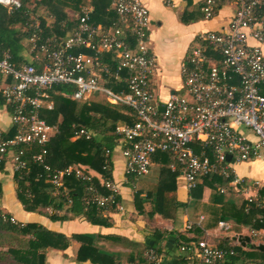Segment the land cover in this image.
I'll use <instances>...</instances> for the list:
<instances>
[{
    "label": "built area",
    "instance_id": "built-area-1",
    "mask_svg": "<svg viewBox=\"0 0 264 264\" xmlns=\"http://www.w3.org/2000/svg\"><path fill=\"white\" fill-rule=\"evenodd\" d=\"M225 1L237 6L228 26L219 32L197 34L195 45L181 64L185 96L172 94L163 104L155 101L151 89L157 62L150 48L149 11L139 0H110L117 16L111 28L93 26V5H82L78 27L71 36L51 50L41 45L47 61L40 72L30 65L17 68L8 53L0 55V94L10 110L14 132L7 140L0 136V164L6 156L13 176L28 173L25 151L34 146L39 150L31 159L44 164L46 146L57 127L41 118L40 112L53 108L51 92L55 87L71 85L74 92L70 98L76 102L102 96L103 102L124 106L135 114L133 125L116 130L128 143L122 149L126 177L147 175L152 157L162 152L171 157L170 169L184 178L189 191L208 175L234 184L232 165L257 157L264 148V0H204V19L211 20ZM0 6L11 11L20 8V3L0 0ZM30 41L35 49V37ZM103 54L112 55L114 69L101 60ZM110 79L117 83L118 90L108 85ZM241 129L249 131L251 137ZM82 137L88 140L91 133L78 129L72 140ZM18 146L24 148L12 151ZM44 168L49 172L45 178L54 188L53 196L61 195L67 205L71 199L64 179L74 176L87 183L88 194L83 199L86 207L95 205L103 213L122 209L121 187L112 178L99 174L98 182L106 191L102 194L92 184L95 177L87 167L70 166L54 172L46 165ZM247 201L253 203L251 197ZM47 212L59 211L49 207ZM202 221L200 217L196 223L189 222L185 231L200 227ZM218 228L228 232L231 226L221 221ZM261 234L264 232H251L255 237ZM179 251L193 264H221L227 254H233L206 239L181 245ZM158 261V254L150 249L145 264Z\"/></svg>",
    "mask_w": 264,
    "mask_h": 264
},
{
    "label": "crops",
    "instance_id": "crops-1",
    "mask_svg": "<svg viewBox=\"0 0 264 264\" xmlns=\"http://www.w3.org/2000/svg\"><path fill=\"white\" fill-rule=\"evenodd\" d=\"M58 1L62 4L59 6V10L70 29L75 23L74 20L82 3L87 2L92 5V0ZM139 1L149 11L150 48L157 62L151 89L155 101L163 104L170 95L184 92L181 64L189 49L195 45L197 34L207 31L219 32L226 28L235 14L237 6L232 2H222L219 4L215 16L211 20H205L201 12L204 0ZM42 18L48 24L51 23L47 13ZM62 25L64 26V22ZM24 57L30 60L27 52L24 53ZM92 101L101 102L96 97ZM124 125L128 124L120 126ZM10 131H12L11 113L8 107L0 106V136L1 133L8 134ZM240 131L250 136L249 131L245 129ZM253 140H255L254 136ZM123 148L124 145L119 143L111 153L112 179L121 187L119 201L122 209L103 213V217L106 218L105 225H94L83 217H72V215H68L67 220H60L64 211H59L57 214L47 212L48 215L57 216L59 220L26 212L17 199L16 185L10 165L5 164L3 171L0 172V210L9 215L10 219H13L17 224H35L49 232L61 234L69 240V246L65 250L47 248L40 252L39 255H43L42 264H99L78 261L79 250L83 242H86L78 239L77 236H88L90 240L87 242L89 244H86L90 249L113 258L112 261L100 260V264H110V262L112 264H145L146 253L155 242H158L156 248L159 250L157 264H182L183 254L178 249V240L191 236L185 231V225L189 222L196 223L200 217H203L199 227L203 233V239L213 246L225 243L252 252L256 249H252L251 245H264V235L252 236L250 228L238 225L233 217L222 221L231 226L228 232L219 230L218 223L221 221L217 222V218L227 210L234 215L235 207L239 208L249 197L253 199L254 203L259 202L261 210L264 212V148L259 151L257 157L232 165L236 181L234 184L229 182L226 186L221 187L218 183L209 181V184L203 186V182L200 180L199 184L203 186L200 191H194L196 188L189 191L186 188L184 178L170 169L172 163L170 156L165 161L156 155L153 156L149 173L139 179L126 177L124 173L125 159L122 156ZM164 168L170 170L172 181L165 176ZM92 173L95 179H100L99 173L95 171ZM163 176L166 177L165 188L169 189L168 196L175 197L178 202L184 205V208L177 211L175 222L164 220L155 212V193L161 186ZM220 190H224V193H221ZM192 201H194L193 206L190 204ZM261 217L262 215L259 214L256 218ZM257 232L263 233L264 230ZM244 237L251 240L250 243L244 242L245 246L239 241ZM19 238L26 242L30 239V237L22 236ZM27 248L20 249L22 250L21 263L9 259L6 262H0V264H29V260L33 262L34 258L30 252L26 251Z\"/></svg>",
    "mask_w": 264,
    "mask_h": 264
},
{
    "label": "trees",
    "instance_id": "trees-1",
    "mask_svg": "<svg viewBox=\"0 0 264 264\" xmlns=\"http://www.w3.org/2000/svg\"><path fill=\"white\" fill-rule=\"evenodd\" d=\"M18 1L20 8L11 11H7V9L0 6V55L8 53L17 68L30 65L37 72H40L43 64L47 61L41 52V45H46L51 50L71 36L78 27L80 9L74 20L75 23L72 24L73 27L71 25L72 28L70 29L59 10V6L62 4L58 0ZM82 5H89V3L85 2ZM92 5L93 12L90 22L93 26L102 25V27L111 28L116 24L117 16L110 8V0H92ZM46 13L51 19L50 24L42 18ZM63 22L64 26L62 25ZM33 37H35V49H32L33 43L30 41ZM25 42H27V45H25ZM26 52L30 60L24 57ZM82 52L90 54L88 50H82ZM101 60L111 68H115L111 54H103ZM108 82L112 89L118 90L117 83L113 79ZM73 92L74 87L71 85H60L52 90L53 108L51 110L43 109L40 116L49 125L56 126L57 133L51 137L46 146L47 154L44 164H38L31 159L32 155L38 153V146H34L32 150L25 148L27 149L25 152L29 171L28 173H16L13 176L16 185V196L23 209L28 213H37L48 216L52 220H59L57 216L47 214V208L52 207L57 211H64V215L60 220H67L68 215H72V217H83L94 225H105L106 218L103 217V212L95 205L86 207L84 204L83 199L88 194L86 182L77 180L74 176L64 179V186L68 190L71 199V204L67 205V200L61 195L53 196L54 188L46 181L45 176L49 172L45 170L44 165L49 167L50 172L70 166H85L104 177L112 178L111 153L119 143L124 146L128 145L126 141H123L122 136L117 134L116 130L123 124L133 125L137 119L135 114L124 106H113L102 101L76 102L70 98ZM261 92L264 95V86L261 87ZM0 106H6L1 94ZM81 128L90 132L91 138L86 140L82 137L72 140L74 132ZM13 135V131L8 134L1 133V140L12 138ZM19 148L24 147L18 146L12 148V151L15 152ZM107 152L108 155H106ZM155 155L161 158L162 161L169 157L167 153L162 152ZM7 158L9 157L5 156L0 164V172L3 171L5 164H8ZM163 171L165 176L172 181L170 170L164 168ZM200 180H202L203 186L209 184V181L216 182L221 187L230 182L229 179L225 180L216 175L204 176ZM165 183L166 177L163 176L161 186L155 193V212L164 220L175 222L177 211L184 208V205L178 202L175 197L168 196L169 189L165 188ZM92 184L102 194H106L97 179H94ZM203 186L199 184L194 191H200ZM259 214L262 217L256 218ZM229 217H233L238 225L249 227L251 232L264 230V212L261 210V204L246 201L239 208L235 207L234 215L227 210L221 217L217 218V222L230 219ZM187 233L191 236L180 238L178 249L181 245H191L203 239V233L199 227H194ZM20 236L30 237V239L27 242L23 239L21 241ZM77 238L85 240L86 243L90 240L88 236H77ZM86 243L83 242L79 250L78 261H90L99 264L100 260L112 261L111 256L90 249L87 245L89 243ZM157 243L155 242L150 249L158 254ZM68 246L69 240L65 236L49 232L35 224L12 223L10 216L0 210V262H6L10 259L21 263L22 250L20 249L28 247L26 251L30 252L34 258L33 262L29 260V264H39L37 257L40 252L47 248L65 250ZM214 247L227 252L233 251L232 255H226L221 264H264L263 251L253 250L248 252L242 250L241 247L235 248L225 243ZM181 263L193 264L195 262L191 263L182 256Z\"/></svg>",
    "mask_w": 264,
    "mask_h": 264
},
{
    "label": "water",
    "instance_id": "water-1",
    "mask_svg": "<svg viewBox=\"0 0 264 264\" xmlns=\"http://www.w3.org/2000/svg\"><path fill=\"white\" fill-rule=\"evenodd\" d=\"M161 111L163 112V108L161 109ZM227 160L228 161L230 160V156L229 155L227 156ZM239 241L241 242V244H243V246H245V243H250L251 242L250 238H248V237H244L242 239H239ZM250 247L252 249L264 251V245H262V244H259V245H251ZM39 262H40V264H42V262H43V255L42 254L39 255Z\"/></svg>",
    "mask_w": 264,
    "mask_h": 264
},
{
    "label": "rangeland",
    "instance_id": "rangeland-1",
    "mask_svg": "<svg viewBox=\"0 0 264 264\" xmlns=\"http://www.w3.org/2000/svg\"><path fill=\"white\" fill-rule=\"evenodd\" d=\"M2 86H3V85L0 84V88H1ZM179 95H180V96H185V93H184V92H181ZM96 98H97L99 101H102V102H103V98H102V96H97ZM185 98H186V97H185ZM190 204L193 206L194 201H192ZM255 240H258V241H259V239H256V238H255Z\"/></svg>",
    "mask_w": 264,
    "mask_h": 264
}]
</instances>
